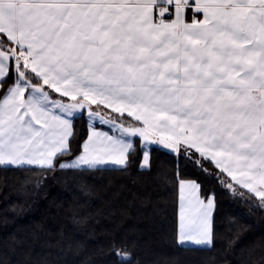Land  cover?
<instances>
[{"label": "snow or ice", "instance_id": "obj_1", "mask_svg": "<svg viewBox=\"0 0 264 264\" xmlns=\"http://www.w3.org/2000/svg\"><path fill=\"white\" fill-rule=\"evenodd\" d=\"M146 144L264 210V0H0V167L150 169ZM177 183L178 243L212 247L216 191Z\"/></svg>", "mask_w": 264, "mask_h": 264}, {"label": "trees", "instance_id": "obj_2", "mask_svg": "<svg viewBox=\"0 0 264 264\" xmlns=\"http://www.w3.org/2000/svg\"><path fill=\"white\" fill-rule=\"evenodd\" d=\"M86 136V116L74 120ZM70 161L72 157L62 158ZM126 169L0 167V264H264V210L238 188L206 178L184 156L153 147ZM181 176L216 191L210 248L177 240ZM120 252V256L116 253Z\"/></svg>", "mask_w": 264, "mask_h": 264}, {"label": "crops", "instance_id": "obj_3", "mask_svg": "<svg viewBox=\"0 0 264 264\" xmlns=\"http://www.w3.org/2000/svg\"><path fill=\"white\" fill-rule=\"evenodd\" d=\"M79 116H82L81 114H77V117H79ZM83 116H86L87 117V115L86 114H84ZM92 127V124L89 122V128H88V131H89V129ZM153 147H161V148H163L162 146H158V145H152V144H146L145 145V150L146 151H148L149 152V155H150V162H151V150H152V148ZM164 149V148H163ZM165 150H168V151H170V152H173V151H171V150H169V149H165ZM173 153H175V152H173ZM99 167H102V168H107V167H109V168H120L119 166H116V165H111V164H108V165H99V166H97L96 168H99ZM143 169H146V168H143ZM237 188L240 190V191H243V192H246V190H243V189H240L238 186H237Z\"/></svg>", "mask_w": 264, "mask_h": 264}, {"label": "rangeland", "instance_id": "obj_4", "mask_svg": "<svg viewBox=\"0 0 264 264\" xmlns=\"http://www.w3.org/2000/svg\"><path fill=\"white\" fill-rule=\"evenodd\" d=\"M181 245V244H180ZM184 246H187V245H184ZM189 247H195V246H189Z\"/></svg>", "mask_w": 264, "mask_h": 264}]
</instances>
